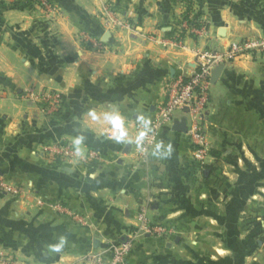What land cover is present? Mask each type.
Instances as JSON below:
<instances>
[{
    "label": "crops",
    "instance_id": "1",
    "mask_svg": "<svg viewBox=\"0 0 264 264\" xmlns=\"http://www.w3.org/2000/svg\"><path fill=\"white\" fill-rule=\"evenodd\" d=\"M53 1L59 6L54 18L0 0V174L19 189L0 193V252L24 264H80L83 254L94 252L110 264L114 245L128 240L130 264H199L206 242L236 241L235 193L263 176L264 52L212 70L203 112L211 147L207 170L195 164L186 133L173 129L187 120L180 111L141 162L136 117L153 119L169 80L194 70L196 50L264 38V0ZM109 1L135 29L104 24L101 7ZM194 15L204 22V34L179 35L175 24ZM81 29L102 46L83 49L75 38ZM30 88L59 94L60 116L45 117L27 97ZM111 105L125 117L127 143H115L102 119L87 116L89 108L101 113ZM79 134L81 157L74 151L70 160L51 161L38 152L44 141L72 144ZM158 142L163 145L154 154ZM224 166L238 181L231 187L226 179L215 190L205 180L213 172L226 175ZM263 182L256 193L264 192ZM141 209L172 231L135 236ZM61 238L63 245L52 251ZM231 248L225 247L228 255Z\"/></svg>",
    "mask_w": 264,
    "mask_h": 264
},
{
    "label": "built area",
    "instance_id": "2",
    "mask_svg": "<svg viewBox=\"0 0 264 264\" xmlns=\"http://www.w3.org/2000/svg\"><path fill=\"white\" fill-rule=\"evenodd\" d=\"M41 4H44V0H41ZM104 17L107 22L113 23L112 26H116L123 29H135L129 21L123 19L119 12L107 8L103 10ZM175 28L178 29V34L188 33L192 35L201 36L205 32V26L202 24L193 26L190 18L180 20L175 24ZM91 41L92 48H100L102 45L100 42H94L88 39V43ZM260 52H264V38H242L238 40L230 41L229 44L223 49H211L202 48L196 50L194 57V70L188 76L178 74L169 80L166 85V99L165 102L158 107L157 112L153 119L149 122L151 129L145 136L143 141V149L138 146L137 157L141 162H146L150 155L151 148L155 143L160 129L174 121L175 113L180 111L187 115L186 135L191 145L192 156L194 162L198 166H202L210 157V145L205 136L203 129V112L209 104L210 98V86L212 83L211 74L212 70L225 63L235 60L245 55H254ZM35 92H29L28 98L34 102H37V95ZM52 96H51V95ZM2 93L0 92V99ZM42 95V94H41ZM52 98L59 103V95L52 94V92H45L43 99L49 100ZM53 145H48L46 151H52ZM57 150V149H56ZM55 150V151H56ZM58 155L62 158L72 157L74 154V148L71 145H67L64 148H59ZM96 152L94 150L88 151L87 156L95 159ZM0 190H6L9 193H16L17 189L8 186L4 180L0 177ZM167 224L160 222H154L147 217L146 211L141 209L136 214V232L135 236H154L164 237L172 230ZM131 248V243L128 240L121 241L114 245L112 249V257L110 264H130L127 261V256ZM80 264H102L99 254L94 252H87L79 258ZM0 264H24L18 262L15 259L0 252Z\"/></svg>",
    "mask_w": 264,
    "mask_h": 264
},
{
    "label": "rangeland",
    "instance_id": "3",
    "mask_svg": "<svg viewBox=\"0 0 264 264\" xmlns=\"http://www.w3.org/2000/svg\"><path fill=\"white\" fill-rule=\"evenodd\" d=\"M12 2L16 7H24L32 12L44 13L52 18L59 15V6L53 0H44L43 5L41 4V0H12ZM108 7L111 8V10H116L120 13V11H118L120 7H118L116 3L110 1L109 3L105 2L101 7V19L104 20L103 22L105 25L113 24L112 22L108 23L106 17L102 15L103 10L107 9ZM184 19L186 18H182V20ZM190 21L193 26L199 25L201 22H203L202 20L197 19L195 15L193 17H190ZM130 24L132 23L130 22ZM202 24H204V22ZM75 38L81 44V47L85 50L92 49L91 41L88 43V39L94 42H101L100 38L93 36L92 33L86 32L83 29L75 34ZM31 91L35 92L34 94L40 95V97L37 95V102L32 101V103L39 107L45 117L56 118L57 116H60V114L62 113L64 100H62L60 96L59 103H56V101L52 98H50L49 100L43 99V94L45 92H52V94H57L56 92L48 90H37V92L36 90L30 88L26 91L27 97L29 95V92ZM68 144L73 147V145L68 140L44 141L43 143H41V147L38 152L51 161L57 160V158L67 161L73 158L74 154L72 157L68 156L67 158H62V156L58 155L56 151L59 148H64ZM48 145H53L54 149L52 151H46L45 149L46 147H48ZM208 164L209 162L207 159V161L201 167L207 170ZM225 168L226 166H224L225 172L227 171L226 175L220 176L218 173L216 174L215 172H213V174L211 173L209 179H207V181L205 180V183H211L216 190L217 186L222 189L223 183L226 181V179H229L231 182V187L235 186L233 184H236L238 179H236L234 175L230 174V171L228 172V169ZM201 173L202 169L198 172V178L200 179V181H204V177H202L203 175ZM0 177L8 186L16 188V186L8 182L3 174H0ZM222 177L225 178V180L222 179ZM262 177L264 181V169ZM261 178L260 174L257 180L256 178H253L252 184L249 185L253 186L251 188H248L249 190L245 193H240L239 190L235 193V195L237 196V199L235 201L237 206L236 214L238 216L236 225L237 240H214L211 242H206L205 246L202 245V250L206 253V255L205 257H203L202 261H199V264H264V192L262 194L260 192H255L256 185L257 187H259L261 184ZM236 186H238V184ZM16 189V193H9L6 190H0V193L17 195L19 193V189ZM213 192L214 195H216V192ZM220 196L223 197V194H220ZM228 245L232 247L230 251L231 253L229 255L225 250V247H228Z\"/></svg>",
    "mask_w": 264,
    "mask_h": 264
},
{
    "label": "clouds",
    "instance_id": "4",
    "mask_svg": "<svg viewBox=\"0 0 264 264\" xmlns=\"http://www.w3.org/2000/svg\"><path fill=\"white\" fill-rule=\"evenodd\" d=\"M87 116L92 121H100L101 119L105 122V124L111 129L110 139L113 140L117 144L127 143L130 139L129 132L127 127L125 126V117L120 112L118 106L111 105L108 109L104 110L101 113H97L94 108H89L87 111ZM137 123L140 127V131L134 138V143L143 149V141L148 132L151 131L149 127V121L143 116L138 115L136 117ZM84 141V136L79 134L72 139V145L74 147V151L76 156H83V150L81 145ZM163 145V142H158L155 144L154 154L158 152ZM172 146L171 144L166 145V154L171 155ZM64 239L61 238L60 243L52 247V251H58L59 248L63 245Z\"/></svg>",
    "mask_w": 264,
    "mask_h": 264
},
{
    "label": "water",
    "instance_id": "5",
    "mask_svg": "<svg viewBox=\"0 0 264 264\" xmlns=\"http://www.w3.org/2000/svg\"><path fill=\"white\" fill-rule=\"evenodd\" d=\"M174 130L179 132H186V124L185 121L182 120L181 122H176L175 126L173 127Z\"/></svg>",
    "mask_w": 264,
    "mask_h": 264
}]
</instances>
